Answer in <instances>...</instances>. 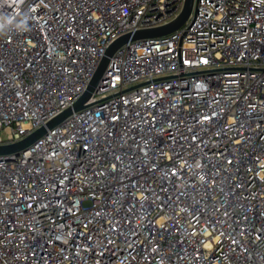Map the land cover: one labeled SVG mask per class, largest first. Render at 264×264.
<instances>
[{"label": "built area", "instance_id": "built-area-1", "mask_svg": "<svg viewBox=\"0 0 264 264\" xmlns=\"http://www.w3.org/2000/svg\"><path fill=\"white\" fill-rule=\"evenodd\" d=\"M183 4L0 0V144ZM86 104L0 157V264H264V0H194L122 45Z\"/></svg>", "mask_w": 264, "mask_h": 264}, {"label": "water", "instance_id": "water-1", "mask_svg": "<svg viewBox=\"0 0 264 264\" xmlns=\"http://www.w3.org/2000/svg\"><path fill=\"white\" fill-rule=\"evenodd\" d=\"M193 4L194 0H184L181 12L173 20L156 27L134 30L132 32L125 33L115 39L106 48V51L101 58L95 73L93 74L88 86L86 87L82 95L71 106L67 107L55 117L48 120L44 125H41L39 128L28 134L23 139L12 143L0 144V157L12 159L14 155H17L20 153V151L27 149L31 144L42 137L47 132L48 128L54 127L66 117L71 115L74 111L84 109L87 106L86 102L91 98L94 91L98 88V85L100 84V81L104 76L111 57L122 45L127 43L129 40L158 37L173 32L181 25H183L188 19L192 12Z\"/></svg>", "mask_w": 264, "mask_h": 264}, {"label": "clouds", "instance_id": "clouds-1", "mask_svg": "<svg viewBox=\"0 0 264 264\" xmlns=\"http://www.w3.org/2000/svg\"><path fill=\"white\" fill-rule=\"evenodd\" d=\"M3 3H9L11 0H2Z\"/></svg>", "mask_w": 264, "mask_h": 264}, {"label": "rangeland", "instance_id": "rangeland-1", "mask_svg": "<svg viewBox=\"0 0 264 264\" xmlns=\"http://www.w3.org/2000/svg\"><path fill=\"white\" fill-rule=\"evenodd\" d=\"M2 134H4V133H2Z\"/></svg>", "mask_w": 264, "mask_h": 264}]
</instances>
